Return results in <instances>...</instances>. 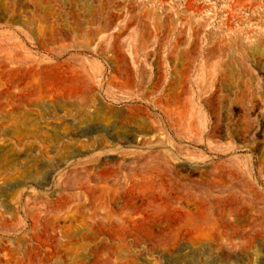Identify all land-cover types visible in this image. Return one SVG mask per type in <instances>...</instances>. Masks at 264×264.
Instances as JSON below:
<instances>
[{
	"label": "rangeland",
	"instance_id": "obj_1",
	"mask_svg": "<svg viewBox=\"0 0 264 264\" xmlns=\"http://www.w3.org/2000/svg\"><path fill=\"white\" fill-rule=\"evenodd\" d=\"M0 264H264V0H0Z\"/></svg>",
	"mask_w": 264,
	"mask_h": 264
}]
</instances>
